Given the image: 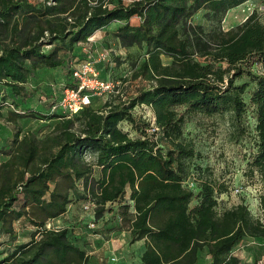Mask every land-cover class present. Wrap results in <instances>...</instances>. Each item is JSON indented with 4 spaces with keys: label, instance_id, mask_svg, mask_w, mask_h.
Segmentation results:
<instances>
[{
    "label": "trees",
    "instance_id": "trees-1",
    "mask_svg": "<svg viewBox=\"0 0 264 264\" xmlns=\"http://www.w3.org/2000/svg\"><path fill=\"white\" fill-rule=\"evenodd\" d=\"M246 1L0 0V126L7 129L0 144V247L14 244L0 264H87L90 236L107 239L120 223L128 225L129 243L143 242L139 264H200L202 252L203 264H231L245 238H264V220L246 203L220 208L227 185L205 169L196 165L194 188L185 185L196 157L183 142L185 123L230 112L234 130L243 133L248 110L255 133L249 172L264 181V22L254 10L234 27L220 26ZM200 10H207L209 29L192 23ZM112 23L124 47L144 50L136 76L150 84L100 109L93 96L70 114L61 98L78 88L77 65L92 59L78 60L74 48ZM51 72L63 73V91L46 93L47 109L39 110L30 82ZM140 106L152 116L136 114ZM28 116L58 122L39 136L24 132ZM260 202L264 212V194ZM78 203L95 206L94 217L54 224ZM107 204H118L115 226L91 228Z\"/></svg>",
    "mask_w": 264,
    "mask_h": 264
},
{
    "label": "rangeland",
    "instance_id": "rangeland-1",
    "mask_svg": "<svg viewBox=\"0 0 264 264\" xmlns=\"http://www.w3.org/2000/svg\"><path fill=\"white\" fill-rule=\"evenodd\" d=\"M254 10L264 22V0H248L227 11L220 24L221 28L227 30L240 24ZM206 13L207 10H200L195 13L192 17V23L209 29L212 24L208 20ZM131 23H138V19H132ZM116 25L117 23H112L97 31L88 42L80 43L74 48L78 60H85L88 57L95 59L96 63L99 64L97 67L98 76L101 79L102 77L113 78V81L117 84L116 92L107 96H99L95 99L94 105L97 109H100L105 100L111 98L125 99L132 96L139 88L150 84V81L144 76H136L144 50H139L135 45L124 47L111 34L112 29ZM102 53L107 54L104 59H100ZM61 54L63 55V53ZM169 61L168 58L162 57L163 63H168ZM64 79L62 72H57L54 75L52 72L44 73L32 78L30 87H37L38 89L37 95L31 99L33 101L31 103L32 106L38 107L39 110H46V104H48L50 99L46 93L53 92V94L59 95L63 91L62 83ZM244 80H246L245 77L237 82ZM244 97L247 100L248 94H245ZM134 111L136 114L144 115L146 118L152 116L149 108L145 106L136 107ZM3 114L4 116L7 115L6 108ZM231 118L232 114L230 112L216 114L211 117L195 115L185 123L183 142H189L196 154V157L191 160L189 173H192V175L189 176L186 186L188 187L190 182L197 180L198 173L195 166H200L211 177L227 185V192L217 198L220 208H228L242 201L247 204L253 216L264 220V212L260 202V197L264 194V181L257 171H254L253 174L249 172V161L255 145L254 119L248 110L244 124L246 130L243 133H237L232 126ZM22 122L24 132L34 131L39 136H44L51 131L58 119L41 121L28 116ZM6 133L7 129L0 126V144L3 143L2 140ZM87 159L91 160V156L87 155ZM235 189H238V192H235ZM117 207L118 204H107L106 208L108 210L105 212L103 219L92 228L115 226L113 214ZM95 209V206H89V209L86 210L83 208L82 203L75 204V206L70 207L69 217L66 220L60 219L54 224L61 227L70 223L82 222L87 217H94ZM120 225L121 229H116L117 231L111 233L107 239H100V237H96L97 235L90 236L93 239H91L92 245H89L88 248L89 262L87 264H139L143 243L142 241L129 243L128 225L124 223H120ZM30 230V225H27L26 232ZM19 240L26 242L29 240V236L22 231ZM5 242L0 247V260L14 247L12 242ZM110 254L117 256L116 262L111 263L108 261V255ZM206 260L207 255L202 252L200 254V264H203ZM231 264H264V238H245L231 252Z\"/></svg>",
    "mask_w": 264,
    "mask_h": 264
},
{
    "label": "built area",
    "instance_id": "built-area-1",
    "mask_svg": "<svg viewBox=\"0 0 264 264\" xmlns=\"http://www.w3.org/2000/svg\"><path fill=\"white\" fill-rule=\"evenodd\" d=\"M106 55V53H102L100 59H104ZM74 76L78 81V88L66 89L59 105L70 114H75L85 106L90 105L93 96H107L117 91L115 81L112 79H101L98 76L95 59L87 60L77 65L74 70ZM151 130L153 131L154 128ZM188 187L194 188V182H190ZM235 192H238V189H235ZM89 206L87 204L85 208L89 209ZM48 227H52V224L49 223ZM90 227H95V223H91ZM117 259L114 254L108 255V261L111 263L116 262Z\"/></svg>",
    "mask_w": 264,
    "mask_h": 264
},
{
    "label": "crops",
    "instance_id": "crops-1",
    "mask_svg": "<svg viewBox=\"0 0 264 264\" xmlns=\"http://www.w3.org/2000/svg\"><path fill=\"white\" fill-rule=\"evenodd\" d=\"M72 206H75V205H72ZM71 206V207H72ZM70 210V209H69ZM69 211L65 214V215H63L60 219H63V220H66L68 217H69ZM60 219H58L57 221H59ZM143 243V242H142Z\"/></svg>",
    "mask_w": 264,
    "mask_h": 264
}]
</instances>
